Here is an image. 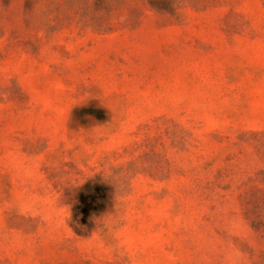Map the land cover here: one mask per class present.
Returning <instances> with one entry per match:
<instances>
[{"label": "rangeland", "instance_id": "obj_1", "mask_svg": "<svg viewBox=\"0 0 264 264\" xmlns=\"http://www.w3.org/2000/svg\"><path fill=\"white\" fill-rule=\"evenodd\" d=\"M233 250L264 264V0H0V264Z\"/></svg>", "mask_w": 264, "mask_h": 264}, {"label": "clouds", "instance_id": "obj_2", "mask_svg": "<svg viewBox=\"0 0 264 264\" xmlns=\"http://www.w3.org/2000/svg\"><path fill=\"white\" fill-rule=\"evenodd\" d=\"M93 129L94 128L90 130H93ZM85 155L86 154L82 150L79 154L80 159L83 160L85 158ZM99 173L102 174L106 182L112 184L116 189L115 213L109 212L99 217H93L95 224H96V229L93 232V234L100 235V236L111 235L113 238H115L114 225L120 216L121 207L124 202L123 196L125 194V176H124L122 167L117 164H109ZM66 186L75 187L79 185L72 184L71 182H69L66 184ZM228 259H229L230 264H242V256H241V253H239L238 251H235V250L231 251L228 254Z\"/></svg>", "mask_w": 264, "mask_h": 264}]
</instances>
